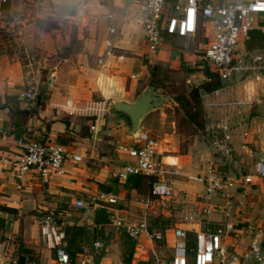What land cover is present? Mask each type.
I'll use <instances>...</instances> for the list:
<instances>
[{"label": "crops", "instance_id": "obj_1", "mask_svg": "<svg viewBox=\"0 0 264 264\" xmlns=\"http://www.w3.org/2000/svg\"><path fill=\"white\" fill-rule=\"evenodd\" d=\"M174 1L165 0L164 10L168 14L173 12ZM207 1L201 0L202 4ZM110 11L114 13L113 20L106 17ZM110 25L116 27L114 36L109 33ZM213 34L212 24L200 18L194 35L180 37L162 33L160 48L152 55L146 47L141 14L129 0H113L104 7L98 0L0 3V256L17 254L18 260L19 256L24 258L20 264H56L55 247L64 244L63 226L86 225L91 230L94 210L100 207L110 219L102 227L101 247L105 245L106 251L110 250V244L107 245L110 241H114L111 245L120 243L123 229L114 225L116 219L127 223L161 215L173 217L177 212L176 219L171 221L172 229L180 226L191 231L195 227L185 223L183 216L200 208L199 196L204 189L201 153L205 151L206 157L209 156L204 146L206 116L202 125L190 121L197 126L190 150L193 146L197 153L193 157L190 153L183 154L199 164L196 176L188 183L176 185V189L170 185L172 197L160 198L150 194L144 175L131 176L126 181L117 178V173L130 162L126 153L119 152V147L131 145L133 134L127 119L113 109L112 101L132 102L143 88L155 83L159 69L169 73L186 72L187 83L192 76L203 80V73L193 74L186 63L196 58L197 47L204 44L203 40H211ZM27 88L35 90L33 100L22 96ZM228 90L223 94L235 95L227 94ZM165 94L170 99L168 103L148 113L139 128L158 136L157 160L162 163L163 177L169 168H176V161L169 158L181 156L171 153L176 148L174 141L182 132L175 116L177 95ZM183 117L182 121H188L186 115ZM251 120L256 126L254 116ZM22 137L59 142L69 152L80 155L81 160L67 161L63 172L49 182L17 189L11 163L20 152L18 140ZM246 139L252 156L245 157L238 165L243 172H250L262 150L263 135L253 129ZM101 194L106 198L100 199ZM109 196H114L115 202H107ZM242 196L247 219L261 223L264 180L246 187ZM78 199L90 205L77 207L74 201ZM55 214L61 220L59 224L53 221ZM46 217L52 219L51 227L41 224ZM213 217L219 219L221 215L215 213ZM85 239L82 252L77 253V262L88 263L93 258L89 252L90 235ZM227 242L229 248L241 251L249 238L237 232ZM155 243L158 244L143 233L134 246L133 258L147 261L149 248ZM111 254L101 255L100 264L120 257V253Z\"/></svg>", "mask_w": 264, "mask_h": 264}, {"label": "built area", "instance_id": "obj_2", "mask_svg": "<svg viewBox=\"0 0 264 264\" xmlns=\"http://www.w3.org/2000/svg\"><path fill=\"white\" fill-rule=\"evenodd\" d=\"M6 1L0 0V3ZM98 1L104 7L113 0ZM129 4L141 14L146 47L152 55L160 48L162 33L180 37L194 35L200 18L210 22L214 30L213 38L197 47L196 58L186 63L193 74L199 71L204 75L201 81L192 76L189 84L197 86L210 80L204 73L207 66L217 75L220 86L212 91H201L202 107L206 112L204 146L209 155L206 157L205 151L201 153L204 189L199 196V210L183 216L185 223L195 227L191 231L180 226L172 229V255L168 264H264V219L261 223L247 219L242 196L246 187L264 180V0H209L204 4L201 0H176L171 5L173 12L169 14L164 10L165 0H129ZM106 17L113 20L114 13L110 11ZM108 30L112 36L116 34L114 25ZM256 31L262 35L263 41L252 45ZM233 87L240 92L223 95L225 90ZM22 96L33 100L36 93L27 88ZM251 116L256 119V126L252 125ZM253 129L263 135L262 150L253 169L243 172L238 164L243 163L245 157L252 156L246 136ZM18 145L20 152L11 163L17 189L49 182L63 172L67 161L81 160L80 155L69 152L65 145L48 139L22 137ZM119 152L130 158V162L117 173L119 180L126 181L131 176L140 175L152 177L150 194L160 198L172 197V188L162 176V163L157 160L158 141L154 135L138 129L133 134V143L120 146ZM239 192H242L241 196H238ZM99 198L105 199L106 195L101 194ZM213 198L222 199L221 204L212 202ZM107 202H115V197H107ZM74 204L77 207L85 205L80 199ZM215 213L221 217L215 219ZM51 222L52 219L46 217L41 224L48 228ZM114 225L122 228L135 241V246L143 233L150 241L165 238L163 231L149 230L147 219L124 223L120 218L114 221ZM188 232L193 234L191 251L188 249ZM237 232L249 238L248 245L241 251L229 248L227 242ZM93 246L98 249L101 242L95 241ZM55 260L56 264H71L62 246L55 248ZM143 262L132 256L130 264ZM0 264L20 263L10 254L0 256ZM78 264L88 263L81 260Z\"/></svg>", "mask_w": 264, "mask_h": 264}, {"label": "rangeland", "instance_id": "obj_3", "mask_svg": "<svg viewBox=\"0 0 264 264\" xmlns=\"http://www.w3.org/2000/svg\"><path fill=\"white\" fill-rule=\"evenodd\" d=\"M192 58H194V56ZM156 73L158 74V79L156 78V81H154L155 83L153 84V86H155L156 88H159V90H161V92H163V93L170 94L171 96L172 95H181L183 93L188 92L190 90L189 88H191V85H189L186 82V78H187L186 72L185 73H169V72H167V70L159 69L156 71ZM164 81L166 83H164ZM228 92L229 93L233 92L235 94L237 93L235 87L229 89L227 91V94H229ZM241 93H242V90H241ZM223 95L226 96V94H223ZM194 113L196 115V118H195L196 122L198 124H201L204 121V116H205L202 104H201V107L195 106ZM184 115L185 114H184L183 110L178 105L175 108V116L178 118V121L181 125L180 131H182V132H181L180 136H178L176 138V140L174 141L173 144L176 146V148L173 150L174 153H171V154L172 155L181 154V156H179L177 158H169L170 161L171 160L176 161V164H175L176 168L175 169L169 168V171L164 173V179L170 185H172V187L174 189L177 188L176 185H178V184H181L183 182H187V183L190 182L192 177L196 176L197 170H199L200 166L202 165V164H200V166H199V164L197 162H195L194 159H192V158L189 159V158L183 156V154H189L190 153V156L193 157V153L194 154L197 153V148H195L193 146H191L192 150H190V145H192V142L194 139L193 133L196 131L197 126L192 124L191 123L192 121L190 122L188 117H187L188 121L183 120L184 121L183 122L182 119H185L183 117ZM155 136L158 139V136L157 135H155ZM203 139H205V138H203ZM174 180H176L177 183H175ZM178 192L185 193V192H182L181 190H179ZM211 201L214 203L219 202L220 204L222 202V200L219 198H213ZM86 204L90 205L88 201ZM176 213L177 212H175L173 217H165L166 220L162 218L160 221L161 223L160 224L157 223L159 225H157V227H153L154 230H161V228H163L162 222H165L167 224L169 223V226H171V228L168 227L170 229L167 228V230L163 231V234L165 235V238L163 239V241L157 242L158 244L155 243V246L153 248H151V249L149 248V252H148L149 258L147 261H145L147 264H150V263L168 264L169 263L170 257L172 255V242H173V236H172V226L173 225H171L172 224L171 221L173 219H176V217H177V216H175V215H177ZM53 217H54L53 221L55 223V221L59 218L56 214L53 215ZM119 239H120V243L118 244V242H117L116 243L117 246L111 245L112 243H114V241L113 242L110 241L107 244V245L110 244V246H111L109 251H106L104 249L106 247L105 245L96 250V249H94V246L91 242V244L89 245V252H92L93 258H92V260H89L88 263L89 264H100V258L99 257L101 255H104L105 253L110 252V253H112L111 255L120 253V257L118 255V257L110 259V261L107 262L108 264H124L122 262V257L124 254V246L121 245V237L120 236H119ZM63 245H61V246L64 247Z\"/></svg>", "mask_w": 264, "mask_h": 264}, {"label": "trees", "instance_id": "obj_4", "mask_svg": "<svg viewBox=\"0 0 264 264\" xmlns=\"http://www.w3.org/2000/svg\"><path fill=\"white\" fill-rule=\"evenodd\" d=\"M253 38L257 43H261L263 41L262 35L256 31L253 34ZM202 43H205L203 40ZM255 44V43H254ZM206 75L210 77V80L203 81L198 86H193L190 88V90L186 93H183L181 95L176 96V101L180 108L183 110L184 114L188 117L190 121H192L194 124H198L196 122V115L194 113L195 106H200L202 104V98H201V91H212L213 89L220 86V81L217 78V75L211 71H209L208 67H205ZM122 115L127 119L128 123L130 124V120L128 116H126L124 113ZM141 176V175H140ZM137 176H134V178ZM147 177L148 182L152 180V177ZM165 219V217L162 216H156L152 217L151 219L148 218V227L149 230H154L153 227H157L161 222V219ZM166 220V219H165ZM60 219H57L55 223L59 224ZM93 222L94 226L91 230L86 225H69L66 224L63 226V242H64V249L68 253L71 264H78L77 262V253L82 252V243L85 241L86 237L90 235L91 240L90 243L94 244L95 241L102 242L104 233H103V225L110 222V219L108 217V214L106 213L105 209L103 207L97 208L94 210V216H93ZM159 223V224H157ZM164 223V224H163ZM163 228H161V231L167 230L169 226V223L162 222ZM168 228V229H170ZM160 229V228H159ZM192 232H188V249L191 251L193 249V241H192ZM121 239H122V245L124 246V254L122 257V262L124 264H130L133 256L135 241L132 240L126 232L123 230L121 233ZM16 256L15 254H13ZM19 256V262L24 263V258H20ZM18 259V258H17ZM143 264H147L146 262H143ZM154 264V263H150Z\"/></svg>", "mask_w": 264, "mask_h": 264}, {"label": "water", "instance_id": "obj_5", "mask_svg": "<svg viewBox=\"0 0 264 264\" xmlns=\"http://www.w3.org/2000/svg\"><path fill=\"white\" fill-rule=\"evenodd\" d=\"M169 100L168 95L161 92L159 88L148 85L134 97L132 102L113 100L112 107L128 116L130 133L134 134L148 113L161 109Z\"/></svg>", "mask_w": 264, "mask_h": 264}]
</instances>
